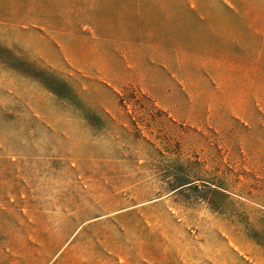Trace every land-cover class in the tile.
Listing matches in <instances>:
<instances>
[{"label": "rangeland", "instance_id": "obj_1", "mask_svg": "<svg viewBox=\"0 0 264 264\" xmlns=\"http://www.w3.org/2000/svg\"><path fill=\"white\" fill-rule=\"evenodd\" d=\"M215 59L264 94V0H0V260L264 264L262 102L199 116Z\"/></svg>", "mask_w": 264, "mask_h": 264}, {"label": "crops", "instance_id": "obj_2", "mask_svg": "<svg viewBox=\"0 0 264 264\" xmlns=\"http://www.w3.org/2000/svg\"><path fill=\"white\" fill-rule=\"evenodd\" d=\"M231 25L230 22L224 23ZM231 28V27H230ZM215 40L220 41V45H213L212 49H218L220 53H232L236 52L235 41L238 39V34L233 31H221L214 32ZM215 47V48H214ZM220 59H215L211 62L210 66L204 65L205 73L199 75L197 92L199 96V116L208 118L213 117L219 112L224 110V114L228 116H233L236 118L244 117L246 115V108L248 107V102L252 100H258L261 103H256V114H259L261 110L264 115V94L263 92L254 93L249 89V80L247 76L238 78V71L233 69V64L231 61H218ZM183 81H185L183 79ZM212 82L213 84H211ZM181 91L184 94L187 103H191L194 97V90L190 84L182 82ZM254 95V96H253ZM257 102V101H256ZM253 105V104H252ZM255 105V103H254ZM221 110V111H220ZM264 120V117H262ZM95 219L91 220V222ZM80 231L77 228L75 232ZM39 233V232H38ZM39 249V247H38ZM63 248L57 252L52 260L48 263L45 261L44 257L40 260V251L38 250L37 256L30 255L31 260H27V257L20 255L23 259L20 260H7L9 255H5V260H0V264H62L58 257H60ZM70 264H143L141 255L134 257H127L125 252V247L117 248V251H107V252H94L92 255V260L83 261H71ZM147 264H153L151 262Z\"/></svg>", "mask_w": 264, "mask_h": 264}]
</instances>
